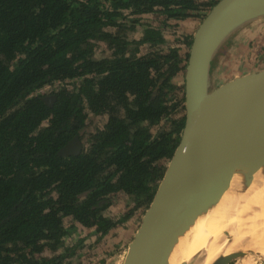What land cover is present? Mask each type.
Listing matches in <instances>:
<instances>
[{
	"label": "trees",
	"instance_id": "1",
	"mask_svg": "<svg viewBox=\"0 0 264 264\" xmlns=\"http://www.w3.org/2000/svg\"><path fill=\"white\" fill-rule=\"evenodd\" d=\"M215 3L0 0V264H72L79 245L64 247L66 217L97 240L142 220L184 125L173 80L183 59L177 48L153 47L169 20ZM144 15L163 17V27L144 25L128 40L127 16ZM96 42L108 51L99 60ZM141 46L150 50L140 55ZM90 115L104 121L86 133ZM76 135L82 152L58 156ZM124 195L128 207L106 213Z\"/></svg>",
	"mask_w": 264,
	"mask_h": 264
},
{
	"label": "water",
	"instance_id": "2",
	"mask_svg": "<svg viewBox=\"0 0 264 264\" xmlns=\"http://www.w3.org/2000/svg\"><path fill=\"white\" fill-rule=\"evenodd\" d=\"M264 21V0H218L197 25L183 65L184 125L159 188L127 246L123 264H174L186 219L234 180L264 171V67L213 83V63L236 35ZM55 97H44L51 106ZM48 101V102H46ZM83 150L74 136L57 155ZM231 255L211 264H229ZM177 264H204L200 254Z\"/></svg>",
	"mask_w": 264,
	"mask_h": 264
},
{
	"label": "rangeland",
	"instance_id": "3",
	"mask_svg": "<svg viewBox=\"0 0 264 264\" xmlns=\"http://www.w3.org/2000/svg\"><path fill=\"white\" fill-rule=\"evenodd\" d=\"M217 2L218 0H199V3ZM209 9H206V14ZM204 14V15H205ZM204 15L187 17L183 20H169L167 26L164 27L162 34L164 42L161 45L153 47V49H169L177 48L179 56L183 59L182 66L188 57V50L192 40V34L197 25L201 22ZM126 25L134 26V29L127 34L128 40H138L141 37L143 26L150 25L155 28H162L163 17L158 15H144L137 22L132 21L133 16H127ZM136 18V17H135ZM189 43V44H188ZM98 45L94 51V58L101 59L108 54L107 46L102 42H96ZM148 46H141L138 54L148 52ZM264 67V21L258 22L256 25L246 28L232 40H230L218 53L214 61L212 76L214 86H219L230 79L253 72L258 68ZM174 83L180 88L183 87V70L174 77ZM183 89V88H182ZM51 91L50 88H44L42 95H47ZM183 91V90H182ZM181 92L179 94L182 97ZM41 95V94H40ZM183 115V111H182ZM90 125L85 131L92 132L98 118H91ZM163 122L151 129V133L156 134ZM130 200L127 196H119L112 202L106 213L119 212L126 209ZM141 217L137 215L125 225L113 229L106 236V239L97 240L96 235H92L91 229H84L81 226H74L71 218L66 217L63 220L64 226L68 229V234L63 238L64 247H74L79 245L71 259L72 264H123L127 251V246L132 240V236L139 227ZM225 237V233L223 234ZM82 243L79 244L80 241ZM247 246H239L231 253L229 264H264V256L254 248L247 249Z\"/></svg>",
	"mask_w": 264,
	"mask_h": 264
},
{
	"label": "bare ground",
	"instance_id": "4",
	"mask_svg": "<svg viewBox=\"0 0 264 264\" xmlns=\"http://www.w3.org/2000/svg\"><path fill=\"white\" fill-rule=\"evenodd\" d=\"M239 246L264 256V171L235 179L187 216L185 242L174 264L198 253L204 264L215 263Z\"/></svg>",
	"mask_w": 264,
	"mask_h": 264
},
{
	"label": "clouds",
	"instance_id": "5",
	"mask_svg": "<svg viewBox=\"0 0 264 264\" xmlns=\"http://www.w3.org/2000/svg\"><path fill=\"white\" fill-rule=\"evenodd\" d=\"M39 94H41V95L43 94V93H42V90H41V91H39ZM47 94H48V93H47ZM44 96H45V95H44ZM46 97H48V96H46Z\"/></svg>",
	"mask_w": 264,
	"mask_h": 264
},
{
	"label": "crops",
	"instance_id": "6",
	"mask_svg": "<svg viewBox=\"0 0 264 264\" xmlns=\"http://www.w3.org/2000/svg\"><path fill=\"white\" fill-rule=\"evenodd\" d=\"M194 33V32H193ZM108 236H105L103 239H106Z\"/></svg>",
	"mask_w": 264,
	"mask_h": 264
},
{
	"label": "flooded vegetation",
	"instance_id": "7",
	"mask_svg": "<svg viewBox=\"0 0 264 264\" xmlns=\"http://www.w3.org/2000/svg\"><path fill=\"white\" fill-rule=\"evenodd\" d=\"M48 97H50V96H48ZM46 102H48V101H46ZM49 103V102H48Z\"/></svg>",
	"mask_w": 264,
	"mask_h": 264
}]
</instances>
